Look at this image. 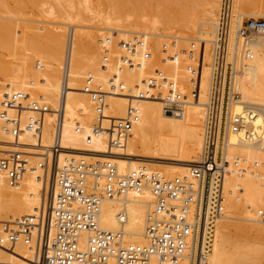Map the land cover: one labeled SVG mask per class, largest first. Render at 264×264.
I'll return each mask as SVG.
<instances>
[{"label":"bare ground","instance_id":"bare-ground-1","mask_svg":"<svg viewBox=\"0 0 264 264\" xmlns=\"http://www.w3.org/2000/svg\"><path fill=\"white\" fill-rule=\"evenodd\" d=\"M88 1L89 0H86L85 3H88ZM123 1H127V3L129 1L132 8L136 11L145 10L141 13L147 20L149 18L148 21L151 23L146 21L148 22V26L152 24L156 29L165 32L180 28L182 32L187 35H198L201 43H199V45H193V48L195 47V49H197V52H195L194 49L193 53L198 56V53L202 48V53L204 55L199 98L197 100L190 99L185 104L184 112L181 115H174L166 112L161 100H137L136 103L139 108V118L135 123H139L140 126L144 123H149L155 131L157 130L160 132L157 133L159 135L155 134L150 136L143 133V135L138 136L131 132L124 146H112L107 128L110 126L114 118H122L126 115L128 109V105L125 104L127 101H124L126 95L123 93H109L110 97H115L114 102L120 104L121 107L113 109L112 115L109 114L108 109L105 107L104 113L106 118L102 121V129L95 130L100 116L97 109V102L90 97V95L88 96L86 91L82 93L84 88L82 85L80 86V84H78V82H81L79 79H74L73 81V78L71 77V71L75 68H82L83 64L79 56L77 55V57L76 54H81L79 52H84L83 50H85L83 47H80L83 49L81 51L79 50V52L74 49L72 45L74 32L72 31L73 34H71V41L69 44L67 43L66 47L67 53L65 59L67 60L65 61H68V63L67 66L66 62L63 64V69H65V71L64 78L63 80L61 79V88L60 86L56 87L57 91L52 92V95L54 96H50V104H46L47 106L51 105V107L48 106L51 108V111L46 113L45 116L42 143L45 145L52 144L54 123L56 122L54 120L57 119V117L54 119V115L56 116L55 111L63 107L64 114L61 144L64 151L60 156L61 164L69 154L85 158L88 161L111 158L116 163L119 173L122 174L146 168L150 173H159L163 177L169 179L176 176L190 178V166L194 162L200 161L204 146L206 113L212 85L213 63L219 34L222 0L214 1L215 7H219L221 3L219 19L216 15L217 13L213 14V4L211 5L212 8L209 6L213 12L209 10L210 8L208 6L205 7L204 5L203 7L205 9H199V7H197V2L198 5L201 2L198 0H159L160 4H163L164 9H161V11H158L157 13H154L153 11V16L151 13L150 17L148 16V13L145 12L147 10L149 11V9L146 10V8L148 4V8H150V6H152L150 3L154 0H121L118 4ZM242 1L243 0H232L231 7V26L228 37L227 52L228 61L231 64V72L229 77L227 110L228 117L232 114L238 113L243 115L244 123L238 131H233L228 126L226 128L222 147V159L228 163L226 166L223 186L224 211L215 225L211 249L207 256V264H256L254 259V253L256 250L252 247L251 243V245L235 246L236 248L230 250L229 244L231 238L229 239V228L231 220H252V217L249 218L247 216V212L250 216L252 214L255 215V212L258 209L264 207V182H262V179L264 181V176L261 172L264 170V30L253 31L246 37L241 35L239 31L244 22L242 20L244 18L243 15H251L250 18H259L261 16L264 17V14L243 13L240 11L241 7L239 8V6L242 5ZM121 5L124 6V4ZM128 5H126V8ZM236 6H238L239 9H237ZM129 8H131L130 5ZM235 8L237 13H235ZM261 8L264 9V0H262ZM117 10L118 8H116V10L113 9L114 15L117 12L119 14H116L119 17L124 18L125 13L127 12L124 13L123 11L122 14L124 15L122 16L120 15V11ZM126 10L131 12V9ZM237 10H239V12ZM141 13H137L139 17L142 15ZM131 14L133 13L131 12ZM198 14L202 17L198 16ZM117 15L114 18H117ZM126 15H128V13ZM196 15L201 17L202 20L196 21ZM128 16H131L130 13ZM209 16L211 19H207ZM143 17L141 16L140 19ZM121 19L122 18H118L113 21L117 23L121 22ZM135 19L137 18L135 17L134 20ZM125 22L128 21L125 19ZM144 22L142 21L141 23ZM202 23H213L215 25L213 36L211 35V30L201 29L200 26ZM10 27L11 26L7 24L0 23V39L6 38L4 34H7L5 33L6 31L10 32ZM30 40L32 41L29 43L30 45H33V48H35V45H39V49H47V47L45 48L40 44H36V40H34L33 37ZM130 40L137 43L140 41L137 36ZM3 44L6 46L9 45L8 41L3 42ZM164 44H157V47L155 46V48L157 50L158 48L162 49ZM211 44H213V52L211 51ZM176 45L185 50L188 47L187 45ZM139 49H142L144 53H149V57H145L144 60L146 65L153 63L156 60L153 53L156 50L153 51L148 42L141 40L133 55H136ZM190 49L192 50L191 47ZM162 51L163 49L161 52ZM187 51L189 50L187 49ZM161 54V70L168 73L170 78H172L180 87V90L185 92V82H189L190 74L186 67L187 64H185V66L183 65L184 55L182 56L183 59L180 57L177 61H171L165 57L163 52ZM185 56L187 57V62L191 59L194 61V58L188 54ZM1 62L0 72L7 74L6 76L10 75L11 77H14L12 76V70H14L15 77L20 74L17 73L16 68L11 69L8 67L6 61L4 62L5 66H2L3 60ZM90 66L89 68L91 69ZM92 68H94V66ZM118 68L120 69L121 66ZM23 70L25 69L23 68ZM112 71L114 72L113 75ZM112 71L110 72L109 69L110 73L108 76L111 77L106 76V78L102 80L110 82L108 80L115 77L127 88L135 87L140 89L144 85L136 86L137 83L134 79L135 76L133 74L130 75L129 72L118 73L116 71L115 73L114 69ZM93 74L94 75L91 77H93L94 82L101 80L99 78L100 76L98 77L96 76L97 74ZM22 75L24 76L25 74L22 73ZM36 78L37 77L32 81H29L32 83ZM22 79L24 80V78ZM76 84L80 87H77ZM6 85V88L4 87L3 89H1L2 86H0V102L6 92L11 90L22 91L17 87L18 85H15L14 81H9V84ZM34 88L35 87H33V89ZM79 88L83 89L80 90ZM28 94L31 93H27L26 95ZM36 96L38 101H40L42 96L39 95L40 98H38V94H36ZM29 98L31 99L32 97ZM5 136L6 137L0 138V142L11 144V146L4 144V146L6 145L9 149L10 147L11 149L17 148L29 153H37L38 149H40L37 145V137L32 132L27 131L21 135L20 139L23 143H13V137L8 132L5 133ZM0 146L2 147L3 145L1 144ZM4 146L2 148L7 149V147ZM35 159L36 157H31L32 163H34ZM259 165L262 166L261 170L259 169L260 171L257 170ZM41 175L42 171L34 168L29 169L25 173L24 178L19 185H10L7 180H2L0 182L1 219H15L22 215L34 214L37 212V208L41 203H43L44 194H47L48 188V198L52 196L51 191L54 187L52 180L50 183L49 181L45 183L40 178ZM93 182V176L88 175L87 184L90 186ZM263 213L264 210L260 212V219L262 221H264V218L262 217ZM154 215L155 197L151 188L146 186L139 191L129 189L122 196L104 198L102 200L99 226L103 230L119 234L123 245L130 243L145 245L148 243L147 226L150 218ZM54 233L55 229L52 227L50 236L53 237ZM87 237L88 233H84L81 239V244L83 246L86 245ZM36 259L37 256L35 255L34 250L29 247V245L22 242L17 243L13 250H7L4 248L0 250V260L4 264H33V261H36ZM150 264H195L194 251L190 249L178 262H163L157 255H152Z\"/></svg>","mask_w":264,"mask_h":264},{"label":"built area","instance_id":"built-area-1","mask_svg":"<svg viewBox=\"0 0 264 264\" xmlns=\"http://www.w3.org/2000/svg\"><path fill=\"white\" fill-rule=\"evenodd\" d=\"M232 0H222L219 34L213 63L210 99L207 105L205 138L201 159L190 166V178L176 176L165 178L150 173L146 168L119 173L111 158L89 162L85 158L69 154L60 163L64 148L61 144L63 107L55 111L53 141L42 143L45 116L50 108L30 99L18 90L6 92L0 102V121L13 143L21 142V135L32 132L37 137V153L19 149L0 150V182L19 185L29 169H40V178L47 183L52 180V196L44 194V201L34 214L15 219L0 218V250H13L17 243L29 245L37 256L33 264H150L152 255L161 261L178 262L190 250L194 251L195 264H207L217 220L224 211V179L227 161L222 159V147L227 126L238 131L243 123L241 114L228 117V93L231 64L228 61V37L231 26ZM264 30V18H247L239 31L248 36L253 31ZM118 37L125 50L122 61L133 66V54L141 41L132 42L114 36H106L109 43ZM105 60L109 59L105 46ZM165 57L177 61L182 55L194 58L187 70L190 89L182 92L177 83L162 70L145 79L142 88H127L115 77L110 79L109 89H103L89 76L86 91L96 102L99 120L95 130L102 129L106 118L104 110L109 93H123L128 97L127 113L114 118L107 128L112 146L122 147L139 118L137 100H161L164 110L174 115L184 112L185 104L197 100L200 95L203 53L196 57L193 50L180 48L175 42L163 45ZM149 57V53H145ZM34 154V155H32ZM37 155V156H35ZM31 157H36L34 163ZM88 175L93 176L92 185L87 184ZM149 186L155 197V215L147 226L148 243L123 245L121 236L99 226L101 203L104 198L122 196L129 189L142 190ZM45 192V190H44ZM264 218V213L262 214ZM55 233L50 236L51 228ZM88 233L86 245L81 244ZM0 264H4L0 260Z\"/></svg>","mask_w":264,"mask_h":264},{"label":"rangeland","instance_id":"rangeland-1","mask_svg":"<svg viewBox=\"0 0 264 264\" xmlns=\"http://www.w3.org/2000/svg\"><path fill=\"white\" fill-rule=\"evenodd\" d=\"M85 1L86 0H37V1L36 0H1L0 23L11 26L10 27L11 29H9L10 30V32L8 31L9 33L7 31L5 32L9 36L7 34H4L6 38L0 39L1 40L0 41V46H1L0 47V62L3 60L2 66H5L4 62L6 61V64L8 67H10L11 69L16 68L17 73L18 74L20 73L18 76L16 75L15 77L14 70H12L13 71L12 76L14 77H11L10 75L6 76L7 74L0 72V86H2L1 89H3L6 84H9V81L10 82L14 81L15 85L16 86L18 85L17 87H19L22 91L24 92L28 91L27 93H31L27 95L28 97H32V98L34 97L33 100L38 101L37 96H36V94H38V98H40L39 95L42 96L41 97L42 99L40 98V101H38L40 104H45V105L50 104L49 102L51 100L50 96H54L52 95V92L57 91L56 87L60 86L61 88V79L63 80L64 71H65V69H63V64H65L66 62V66H67V63H68V61H65L67 60L65 59V55L67 53L66 47H67V43L69 44L71 41V37H72L71 34H73L72 31L74 32V36H73L74 40L72 44L74 49L77 50L78 52L79 50L81 51L83 48L85 50H83L84 52H79L81 54H76V56L77 55L79 56L83 64H82V68H75L73 69V71H71V77L73 78L72 79L73 81L74 79L75 80L79 79L82 82V84L81 82H78V84H80V86L82 85L83 88L85 86V82L87 78L89 76H93L94 75L93 73H95V75L97 74L96 76L98 77L100 76L99 78L101 79L98 82H94L95 85L101 86L103 89H106V90L109 89L110 82H107V81L105 82L102 79H105L106 76L111 77V76H108V74L113 69L116 73V71L119 69L118 67L120 66L121 68L117 71L118 73L129 72L130 75L133 74L135 76L134 79H135V82L137 83L136 86L142 85L144 84V81L146 78L155 75L156 69H159V70L162 69L161 68V55H162L161 53L163 51L161 52L162 50L161 48H158V50L155 48V46L157 47V44L170 43L172 41V42H175L176 44L187 45L188 47L186 48V50L188 49L189 50L188 52H190L191 51L190 47L193 50V45H197V44L199 45V43H201V40L199 39L198 35L196 36L187 35L183 33L180 28H176L174 30L167 31V32L156 29L155 27L152 26V24H150L151 22L148 21L149 18L147 20L146 17L145 18L143 17V14L141 12L145 10L143 11L134 10L129 1L128 3L127 1H123L125 3L122 2L120 4L118 3L121 0L119 1L118 0H89L88 3H85ZM154 1L150 3L152 5L150 6V8H148L149 4L146 8V10L149 9V11L147 10L145 12V13H148L149 17L153 11L154 13H157L158 11H161V9L162 10L164 9L163 4L161 5L159 0H154ZM198 1L201 2L199 3V5L197 2V7H199V9L200 8L205 9L203 5L205 7L206 6L209 7L213 4L212 6H213L214 12L211 9L212 6L211 8L209 7L210 8L209 10L213 12V14L217 13L216 15L218 16V19H219V15H220L219 10L221 8V3L219 7H215L214 5L215 0H198ZM261 3H262V0H251V1L243 0L242 5H240L239 8L241 7L240 11H242L245 14H249V13L250 14H257V13L264 14V9L261 8ZM121 4H124V6ZM128 4L130 5L131 8H129ZM126 5H128L127 8H126ZM118 6L120 7V9ZM122 7L123 8L125 7L124 8L125 10L131 9V12L133 14L135 11L134 16L137 19L134 20L135 17L133 16V14H131L130 11H127V10L125 11ZM236 7L237 9H239L238 6ZM116 8H118L117 11H120L121 13L120 15L122 16L124 15L122 14L123 11L124 13L127 12L128 15L130 13L132 17L126 15L127 13H125L124 15V18L126 16L125 19L128 22H125V19L123 17H119L117 15L119 13L116 12L117 14L115 13L114 15L113 9L116 10ZM237 11L239 12V10ZM138 12L142 14L141 16L144 19L143 18L140 19L141 16L140 17L138 16L137 14ZM145 13L144 15L146 16ZM235 13H237L236 8H235ZM116 15L118 17L114 18ZM152 16H153V13H152ZM198 16H201V15L198 14ZM198 16L196 15V18H197L196 21L202 20L201 18L202 16L201 17H198ZM243 17L244 18L242 20L244 21L247 18H250L251 15L249 16L243 15ZM118 18H122L123 20L121 19V22L123 23L121 22L116 23L115 21H113ZM259 18H264V17L261 16ZM207 19H211V17L209 16ZM142 21L144 23H141ZM146 21L150 22L149 26H148V22ZM200 27L203 30H211L212 31L211 35L212 36L214 35L213 31L215 30V25L213 23H202ZM116 33H118L120 38L122 39L130 40L133 37L135 38V36H137L139 37L140 41L142 40L144 42H148V44L151 46V49L153 51L156 50L155 52H153L156 60L153 63H149L148 65H146L144 63L145 53L142 49H139L136 55H133L135 64L133 66H128L124 64V62L122 61V55L125 53V50L120 47L119 43H117L119 38L113 37V40H111V42L109 43L104 42L106 36L112 37ZM32 37L34 40H36L35 41L36 44H40L41 46H44L45 48L47 47V49L46 50H44V48L39 49L40 48L39 45H35L34 46L35 48H33V45H30L29 43L32 41L30 40ZM7 41L9 45L6 46L3 44V42H7ZM212 45L213 44H211V46ZM105 46H108V49H107V52L109 54L108 60H105V56H104V51L106 52ZM80 47H83V48H80ZM211 51L213 52V46H212ZM195 52H197V49H195ZM182 56H181V59L184 58L183 59L184 66L185 64H187L186 65L187 67L189 63L194 62L193 59L187 62V57L184 55L182 58ZM89 66L91 67L92 70L94 69L93 70L94 72L89 68ZM93 66L94 68H92ZM23 68L25 70H23ZM109 69H110V72H109ZM22 73L25 75L23 76ZM164 73L168 77H170L168 73L166 72ZM113 74L114 72L112 71V75ZM35 77H37L36 79H39V80L35 79L36 82L34 81L31 83L30 81H32ZM22 78H24V80ZM185 83L187 85V86L185 85V93H186L190 89V84L189 82H185ZM32 86L35 88L33 89ZM80 86L77 85V87H80ZM79 89L82 90L81 88ZM83 92H84V89L82 90V93ZM86 94L88 93L86 92ZM114 98L115 97H110L109 94L107 95L106 108L108 109V112L110 115H112L113 109L121 107L120 104H117L114 102ZM124 101H127L125 102V104L128 105L127 96H125ZM58 103H59V99H58ZM48 106L51 107V105H48ZM54 117H55L54 119H56L55 115ZM0 123L2 125V126L0 125V132L2 133V134L0 133V138L6 137L7 136V135L5 136L6 131L1 121ZM156 131L154 128H152V126L149 123H144L142 126H140L139 123H135L132 129V132L138 136L143 135V133H146L150 136H153L155 134L159 135L157 133H160V132L159 131L156 132ZM1 144L3 146L4 144H6L7 146H11V144H7V142L6 143L0 142V145ZM2 147L0 146V150H9L8 147L7 149H3ZM90 161L91 160H89V162ZM261 167L262 166L259 165L257 167V170L259 169L261 170ZM261 172L264 176V173H263L264 170ZM262 182H264L263 179H262ZM263 210H264V207L258 209L255 212V215L252 214L251 216L246 210L247 216L249 218L252 217L251 218L252 220H240V219L231 220V225L229 228V239L231 238L230 239L231 245L229 244L230 250H233L237 246L249 245L251 243L252 247L256 250V252L254 253V259H255L256 264H264V221L260 219V212H262Z\"/></svg>","mask_w":264,"mask_h":264}]
</instances>
